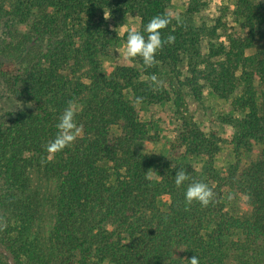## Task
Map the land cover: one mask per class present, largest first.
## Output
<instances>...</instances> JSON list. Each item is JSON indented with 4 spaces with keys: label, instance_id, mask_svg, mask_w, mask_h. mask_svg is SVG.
<instances>
[{
    "label": "trees",
    "instance_id": "trees-1",
    "mask_svg": "<svg viewBox=\"0 0 264 264\" xmlns=\"http://www.w3.org/2000/svg\"><path fill=\"white\" fill-rule=\"evenodd\" d=\"M167 3L0 0V264H185L193 255L200 264H264V0H234L244 39L208 45L201 55L198 31L170 19L162 38L171 34L175 42L157 53L158 63L146 68L137 59V68L104 73L108 47L126 43L128 33L119 38L108 19L135 16L143 32L153 17L168 16ZM184 56L200 58L195 69L186 65L191 77L182 82L197 104L201 81L221 99L240 88L232 99L233 111L242 114L234 122L235 147H261L248 166L216 173L218 150L186 112V96L176 87L170 97L151 80L157 66L176 65ZM70 100L83 105L77 115L83 135L52 150ZM170 100L180 117L172 160L137 152L149 130L137 106ZM198 158L202 173L187 162ZM180 169L189 180L177 187ZM33 176L55 185L46 238L39 231L44 194L33 188ZM194 181L213 189L207 206L185 201ZM225 194L244 200L245 211L227 210Z\"/></svg>",
    "mask_w": 264,
    "mask_h": 264
},
{
    "label": "rangeland",
    "instance_id": "rangeland-1",
    "mask_svg": "<svg viewBox=\"0 0 264 264\" xmlns=\"http://www.w3.org/2000/svg\"><path fill=\"white\" fill-rule=\"evenodd\" d=\"M190 8L195 11H190ZM166 13L173 23L185 21L187 25L198 31L200 36L197 40L196 50L201 55H207L208 45L220 47L222 42L229 38L244 39L247 36V31L240 29V20L235 14L234 0H168ZM218 21L224 26L218 25ZM108 23V29L116 33L119 38L123 37L129 30L138 31L139 29V19L135 16H127L121 21L108 19ZM216 24L218 28L214 31L213 27ZM2 38H4V35L0 29V42ZM1 48L2 45L0 44V50ZM124 51L125 43L108 47L107 57L102 62L104 73L108 75L112 68L116 66L138 67L134 61H129L125 58ZM252 52V50H247L245 55L249 56ZM199 59L193 60L188 58V56H184L180 58L179 63L176 65L157 66L156 73L153 75L157 77L159 83H155V86L158 89H162L160 90L161 92H168L170 97H173L176 87H178L180 92L186 96H184L186 112L193 118L198 129L211 138L212 145L218 150L214 156L212 167L216 173L222 175L234 166H239L240 168L248 166L250 162L256 159L261 147L254 146L250 152H245L244 150L240 152L235 147L233 138L234 122L239 120L242 114L233 111L232 99L240 95V88H237L231 97L221 99L210 91L205 81H201L199 83L202 90V102L197 104L187 96L188 90L182 86V82L184 79L190 78L191 74L189 73L190 68L186 65L191 64L195 69L196 65L193 63ZM211 60H214V58ZM196 69L202 71L203 66L200 65ZM171 102L170 100L163 104H152L148 107L137 106L140 119L148 123L149 129L148 136L139 141L137 152L163 155L172 160L169 147L177 136L180 117L174 113ZM2 107L7 109L5 104H2ZM113 131L115 130L113 129ZM187 162L197 172H203V163L200 158L187 159ZM32 186L37 192H43L44 194L45 201L43 205L45 207L39 224V231L46 238L47 236L49 237L54 221L49 199L53 196L51 193L54 191L55 185L53 181L40 183L33 176ZM225 203L226 209L233 210L235 213L240 214L246 209L244 200H232L226 194Z\"/></svg>",
    "mask_w": 264,
    "mask_h": 264
},
{
    "label": "clouds",
    "instance_id": "clouds-1",
    "mask_svg": "<svg viewBox=\"0 0 264 264\" xmlns=\"http://www.w3.org/2000/svg\"><path fill=\"white\" fill-rule=\"evenodd\" d=\"M170 18L165 15H157L153 17L144 27L143 32L129 30L125 43L124 56L129 61H142L144 67L149 68L158 63L157 53L165 44H173L175 42L174 35H168L166 39L162 38V31L169 25ZM151 80L159 83L157 77L153 75ZM139 102V98H138ZM83 110L76 100H70L58 118L56 124V135L50 142L49 148L52 150H62L72 145L79 137L83 135L82 126L77 122V115ZM158 176V175H157ZM189 180L186 170L180 169L175 171L174 182L177 187L182 186ZM185 201L189 204L197 202L202 206H207L214 198L215 193L206 183L192 182L188 184L185 193ZM184 250V249H176ZM175 260V258L172 256ZM185 264H200L199 257L193 255Z\"/></svg>",
    "mask_w": 264,
    "mask_h": 264
}]
</instances>
